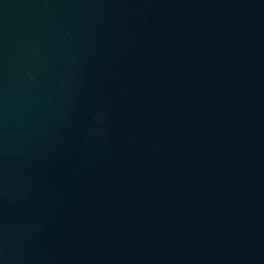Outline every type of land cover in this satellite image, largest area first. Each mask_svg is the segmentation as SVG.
I'll list each match as a JSON object with an SVG mask.
<instances>
[{"label":"water","instance_id":"1","mask_svg":"<svg viewBox=\"0 0 264 264\" xmlns=\"http://www.w3.org/2000/svg\"><path fill=\"white\" fill-rule=\"evenodd\" d=\"M0 264H264V0H0Z\"/></svg>","mask_w":264,"mask_h":264}]
</instances>
